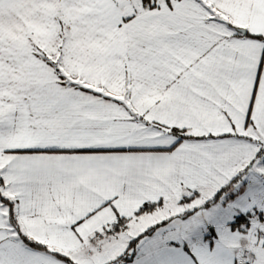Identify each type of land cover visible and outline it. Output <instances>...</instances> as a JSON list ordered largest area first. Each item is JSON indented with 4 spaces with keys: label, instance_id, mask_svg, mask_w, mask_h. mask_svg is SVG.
Instances as JSON below:
<instances>
[{
    "label": "snow or ice",
    "instance_id": "6c2138e0",
    "mask_svg": "<svg viewBox=\"0 0 264 264\" xmlns=\"http://www.w3.org/2000/svg\"><path fill=\"white\" fill-rule=\"evenodd\" d=\"M0 264H264V0H0Z\"/></svg>",
    "mask_w": 264,
    "mask_h": 264
}]
</instances>
